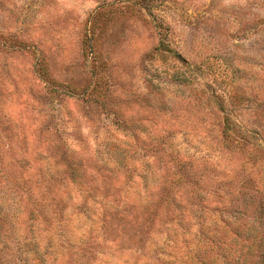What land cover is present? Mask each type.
Returning <instances> with one entry per match:
<instances>
[{
	"label": "rangeland",
	"instance_id": "1",
	"mask_svg": "<svg viewBox=\"0 0 264 264\" xmlns=\"http://www.w3.org/2000/svg\"><path fill=\"white\" fill-rule=\"evenodd\" d=\"M264 0H0V264H263Z\"/></svg>",
	"mask_w": 264,
	"mask_h": 264
},
{
	"label": "trees",
	"instance_id": "2",
	"mask_svg": "<svg viewBox=\"0 0 264 264\" xmlns=\"http://www.w3.org/2000/svg\"><path fill=\"white\" fill-rule=\"evenodd\" d=\"M264 264V263H263Z\"/></svg>",
	"mask_w": 264,
	"mask_h": 264
}]
</instances>
